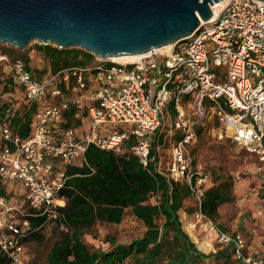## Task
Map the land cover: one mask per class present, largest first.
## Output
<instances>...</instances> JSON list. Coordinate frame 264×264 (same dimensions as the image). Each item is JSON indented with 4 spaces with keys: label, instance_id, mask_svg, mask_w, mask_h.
<instances>
[{
    "label": "built area",
    "instance_id": "1",
    "mask_svg": "<svg viewBox=\"0 0 264 264\" xmlns=\"http://www.w3.org/2000/svg\"><path fill=\"white\" fill-rule=\"evenodd\" d=\"M210 7L212 18L201 20L187 41L168 51L122 61L96 57L42 79H35L21 58L13 60L26 100L39 103V109L28 139L1 129L0 178L24 189L16 203L0 197L6 264H30L28 240L60 218L68 164L85 160L90 146L119 154L130 141L126 151L144 166L155 162L158 173L188 186L195 221L219 243L231 244L239 264H264V258L250 254L241 233H227L203 213L211 174L193 150L199 130L218 140L232 133L233 143L256 156L257 172L264 173V3L218 0ZM9 61L0 56V62ZM64 85L70 95L64 96ZM70 106L77 109L76 118L87 112V131L72 127L57 138L55 127ZM154 144L157 152L151 156ZM29 216L45 217V225H34Z\"/></svg>",
    "mask_w": 264,
    "mask_h": 264
},
{
    "label": "trees",
    "instance_id": "2",
    "mask_svg": "<svg viewBox=\"0 0 264 264\" xmlns=\"http://www.w3.org/2000/svg\"><path fill=\"white\" fill-rule=\"evenodd\" d=\"M33 51L43 58V67L30 55ZM1 55L9 56L10 61L0 62V141L2 128H8L15 137L28 139L37 121L39 103L26 100L13 68L15 57L25 62L35 79L73 65L89 64L96 57L80 48L60 49L53 44H37L24 51L0 47ZM73 83L71 81V87ZM62 88L64 96L70 95L65 85ZM76 113L74 106L65 111L63 121L55 127L57 138L69 128L81 126L87 112L83 111L80 118H76ZM199 133L201 135L200 130ZM131 144L132 141L127 142L125 151L119 154L90 146L85 160L66 166L68 179L59 193L65 206L60 209L61 216L55 224L58 238L47 254V264H208L210 261L239 264L231 244L219 243L212 248L207 242L196 239L199 247L209 253L197 248L184 230L179 215L190 197L188 186L158 173L155 162L144 166L138 156L126 151ZM151 151V156L156 154V144ZM233 187V177L220 174L205 192L203 213L216 224L220 207L235 199ZM0 197L16 203L23 199V194L20 187L0 178ZM127 210L144 224L146 230L141 237L119 243L107 235L102 246L85 241L84 236L98 224H120ZM194 211L195 207L186 208L189 214ZM29 219L34 225H45V217L29 216ZM47 227L45 225L42 231ZM41 234L33 233L31 239L37 240ZM6 263L0 251V264Z\"/></svg>",
    "mask_w": 264,
    "mask_h": 264
},
{
    "label": "water",
    "instance_id": "3",
    "mask_svg": "<svg viewBox=\"0 0 264 264\" xmlns=\"http://www.w3.org/2000/svg\"><path fill=\"white\" fill-rule=\"evenodd\" d=\"M217 1L0 0V43L80 48L106 61L137 56L187 41Z\"/></svg>",
    "mask_w": 264,
    "mask_h": 264
},
{
    "label": "rangeland",
    "instance_id": "4",
    "mask_svg": "<svg viewBox=\"0 0 264 264\" xmlns=\"http://www.w3.org/2000/svg\"><path fill=\"white\" fill-rule=\"evenodd\" d=\"M37 44H39L37 41H33L25 50L29 47L34 48ZM0 47L9 48L13 46L7 43H0ZM30 55L38 66H44L43 58L36 51L31 52ZM17 58L19 57L14 59ZM84 123L87 126L88 121L85 119ZM231 135L232 133L225 140L214 141L207 132H204L194 150V156L197 161L201 162L212 173L219 171L220 173H229L233 177V195L235 200L232 204L223 207L225 213L223 221H226V224L232 230L244 236L252 256L264 258V197L256 196L257 193L262 194L264 179L254 167L250 154L245 150L244 146L233 143ZM251 164L253 167H249ZM20 192L23 193V189H20ZM248 197L250 200L247 202ZM188 207H194V200L191 197L185 201V207L180 211L184 210L186 212ZM181 216L183 218L184 215L182 214ZM191 218L195 220L193 213L189 214L186 212V218L181 219L183 226L186 225V219L190 220ZM54 228L55 225H50L40 235L39 239L32 240L35 241L32 249L34 258L31 261L27 256L30 264H47V254L58 238ZM198 228L202 230L201 225H198ZM145 230L144 224L132 214L131 210H127L120 224H98L84 236V239L87 243H95L102 246L104 238L107 235H111L117 242L126 243L141 237ZM202 232L214 235V237L212 236L213 243L209 238L201 239L204 242L206 241L212 248L219 244L214 232L208 233L204 230ZM26 249L27 247H25V252ZM208 264L216 263L210 261Z\"/></svg>",
    "mask_w": 264,
    "mask_h": 264
},
{
    "label": "crops",
    "instance_id": "5",
    "mask_svg": "<svg viewBox=\"0 0 264 264\" xmlns=\"http://www.w3.org/2000/svg\"><path fill=\"white\" fill-rule=\"evenodd\" d=\"M85 119H86V118H85ZM87 121H88V119H87ZM78 128H79L80 132H85V131H87V126L85 125L84 121H83V123L81 124V126H78ZM202 134H203V133H201V135H202ZM201 135L199 136V139H200ZM211 137H212V136H211ZM212 138H213L214 141H217V140H218V139H216V138H214V137H212ZM199 139H198V142H197V144L195 145V147H194L193 150L196 149V147H197V145H198V143H199ZM250 159L253 161V165H254V167H255L256 170H257V169H258V165H259V162H258L257 157L254 156V155H251V154H250ZM247 167H248V166H247ZM249 167H253L252 164L249 165ZM208 171H209V170H208ZM209 172H210V174H211V179H210V181H209V183H208V185H207V188L210 187V186H212L213 181H214V178H215L216 176H218V175H220V174H223V175H230L229 173H220L219 171H218V172H215V173H212L211 171H209ZM260 176L264 179V173H262ZM10 185H12V184H10ZM13 185H17L18 187H20V189H23L22 186H21L19 183H15V184H13ZM263 185H264V184H263ZM261 191H262V194H263V195L257 193L256 196H263V197H264V187H263V189H262ZM20 193H21V192H20ZM21 194H23V196H24V189H23V193H21ZM246 196H247V195H246ZM234 200H235V199H234ZM249 200H250V198L248 197L247 202H248ZM233 202H234V201H233ZM233 202L226 203V204H224L223 206L220 207V209H219L218 221H217L218 225L221 226V228H222L223 230L225 229L224 231H226L227 233H230V234L237 233V231L232 230V229L230 228V226L226 224V221H223V220H224V217H225V213H224V208H223V207H224V206H227V205H230V204H232ZM253 202H255V200H253ZM182 214L184 215L183 218H184V219L186 218V212H185L184 210H182V211L179 212L180 220L183 219L182 216H181ZM186 220H187V221H186V225L183 226V228H184V230L186 231V233L190 236L191 240L196 244L197 248H198L200 251H202V252H204V253H209V252H206V251L202 250V249L199 247V245H198L196 239L209 238L210 241L213 243L212 236L214 237V235H212V234H205L204 232H202V230H204L205 232H207V231H206L205 229H203V228H202V230H200V229L198 228V223H197L194 219L191 218L190 220H189V219H186ZM181 222H182V220H181ZM182 224H183V223H182ZM188 226H193V227L191 228V230L193 231L194 236L191 235V233H190L189 230L187 229ZM32 240H33V239L29 240L28 243H27V245H26V247H27V249H26V254H27V256L31 259V261H32V259L34 258L33 255H32V249H33V245H34V242H35V241H32ZM205 242H206V241H205ZM210 252H211V251H210Z\"/></svg>",
    "mask_w": 264,
    "mask_h": 264
},
{
    "label": "bare ground",
    "instance_id": "6",
    "mask_svg": "<svg viewBox=\"0 0 264 264\" xmlns=\"http://www.w3.org/2000/svg\"><path fill=\"white\" fill-rule=\"evenodd\" d=\"M170 47L171 46H165V47H162L160 49H157V51H168L170 49ZM139 56H141V55L118 57V58H114L113 61H122V60H126V59H134V58L139 57ZM192 227L193 226H188L187 229L189 230L191 235H194L193 231L191 230Z\"/></svg>",
    "mask_w": 264,
    "mask_h": 264
}]
</instances>
